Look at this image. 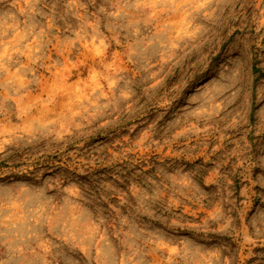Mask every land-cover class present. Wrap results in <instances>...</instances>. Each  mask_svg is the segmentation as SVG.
Returning a JSON list of instances; mask_svg holds the SVG:
<instances>
[{
    "label": "rangeland",
    "instance_id": "obj_1",
    "mask_svg": "<svg viewBox=\"0 0 264 264\" xmlns=\"http://www.w3.org/2000/svg\"><path fill=\"white\" fill-rule=\"evenodd\" d=\"M0 264H264V0H0Z\"/></svg>",
    "mask_w": 264,
    "mask_h": 264
}]
</instances>
